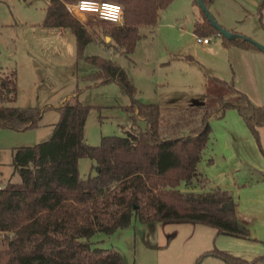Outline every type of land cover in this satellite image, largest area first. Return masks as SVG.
Returning <instances> with one entry per match:
<instances>
[{
  "label": "rangeland",
  "instance_id": "rangeland-1",
  "mask_svg": "<svg viewBox=\"0 0 264 264\" xmlns=\"http://www.w3.org/2000/svg\"><path fill=\"white\" fill-rule=\"evenodd\" d=\"M47 3L0 0V78L9 80L14 72L16 83L15 101L5 106L42 112L33 129L38 141L32 145L51 137L60 119L58 109L65 102L89 108L84 139L91 147L103 137H122L126 131L144 128L136 112L127 110L131 99L116 83L89 79L97 67L86 57L112 60L128 74L136 101L160 107L164 134L188 132L207 114L209 140L196 167L202 182L194 179L192 189L200 196L217 188L226 191L238 219L250 231L248 239H240L201 224H142L133 219L128 228L109 236L96 234L91 242L117 251L124 264H195L213 250L246 261L264 256V128L259 129L257 141L235 109L222 116L217 111L222 100L235 103L241 93L254 106L264 107V53L248 58L216 36L209 37L207 46L197 43L193 25L198 16L202 21L199 7L194 0H174L160 13L155 28H141L146 37L128 56L116 53L97 25H87L89 18L99 21L97 17L74 15L94 38L80 56L70 30L41 26ZM210 12L224 29L232 28L264 46V0H216ZM11 163V151L0 149V188L9 179L19 182L17 175L12 176ZM93 166L89 158L80 160L82 180L95 176ZM178 189L187 187L182 183ZM199 264L225 263L206 257Z\"/></svg>",
  "mask_w": 264,
  "mask_h": 264
},
{
  "label": "trees",
  "instance_id": "trees-1",
  "mask_svg": "<svg viewBox=\"0 0 264 264\" xmlns=\"http://www.w3.org/2000/svg\"><path fill=\"white\" fill-rule=\"evenodd\" d=\"M78 1L48 0L41 26L70 30L81 56L94 38L67 10V5ZM95 1L115 2L124 8L122 27L93 18L87 25H97L112 41L114 51L128 56L143 37L140 29L155 27L160 12L174 0ZM215 1L203 0L209 10ZM200 13L202 21L194 23L193 34H219ZM219 37L226 47L256 49L250 42ZM86 61L97 67L89 79L99 84L116 83L131 99L127 110L136 112L144 128L126 131L122 137H103L98 146L91 147L84 139L89 108L79 102H65L58 109L60 119L47 141L13 149L12 176L17 175L19 182L9 179L0 188V264H124L117 251L97 247L90 239L128 228L133 219L142 224H201L214 228L217 234L248 239L250 231L238 219L235 205L227 208L232 198L226 191L217 188L200 196L192 189L194 179L202 182L196 167L209 140L207 114L188 132L164 134L160 107L134 99L136 89L123 68L98 56L86 57ZM15 98L12 72L9 80L0 78V129L16 133L36 129L42 112L5 106ZM227 109H235L259 141L264 107L254 106L241 93L235 103L222 100L218 114L222 116ZM83 158L91 159L96 171L86 180L79 175ZM182 183L187 190L178 189ZM206 257L225 264H264V256L246 261L216 250L204 253L195 264Z\"/></svg>",
  "mask_w": 264,
  "mask_h": 264
},
{
  "label": "crops",
  "instance_id": "crops-1",
  "mask_svg": "<svg viewBox=\"0 0 264 264\" xmlns=\"http://www.w3.org/2000/svg\"><path fill=\"white\" fill-rule=\"evenodd\" d=\"M172 5V4H171ZM165 11V10H164ZM161 11L160 13L164 12ZM199 16L197 17V19L195 20L198 21ZM194 22V23H195ZM156 27V26H155ZM153 27V28H155ZM224 27V26H223ZM146 28V31H149V27H143ZM225 29L234 32L232 30V28H226ZM58 30H62V29H58ZM141 31V29H140ZM143 35V37H146V34L141 33ZM209 45V44H208ZM207 46V45H204ZM233 50H236L237 52H243V56H247L248 58H253V57H257L261 56L259 50L257 49H240L237 47H232ZM141 121V120H140ZM143 122V121H142ZM264 127H262L261 129H263ZM37 133H35V130H28L22 133H16L10 130H6V129H0V149H8L11 151V155H12V150L18 147H30V145H32L33 143H36L38 141V137H37ZM36 145V144H35ZM34 146V145H32Z\"/></svg>",
  "mask_w": 264,
  "mask_h": 264
},
{
  "label": "built area",
  "instance_id": "built-area-1",
  "mask_svg": "<svg viewBox=\"0 0 264 264\" xmlns=\"http://www.w3.org/2000/svg\"><path fill=\"white\" fill-rule=\"evenodd\" d=\"M114 5H119L122 8L123 25H124L123 7L120 4H117L115 2L79 0L73 5H67V10L72 16L79 15V14L94 16V17H97L99 20L109 23L111 25H114L116 27H122L123 25L118 26L117 24L113 23L110 19L107 18L112 15L111 6H114ZM216 37H219V34H217ZM195 39H196V42L201 45H208L211 42L209 37L195 36Z\"/></svg>",
  "mask_w": 264,
  "mask_h": 264
},
{
  "label": "water",
  "instance_id": "water-1",
  "mask_svg": "<svg viewBox=\"0 0 264 264\" xmlns=\"http://www.w3.org/2000/svg\"><path fill=\"white\" fill-rule=\"evenodd\" d=\"M194 2L199 7V9L204 13L205 17L207 18V20L209 21L211 26L213 28H215L219 32V35L225 37L229 41H232V40H243V41H246V42H250L252 45H254L256 47L257 50H259V51L264 53V46L261 45L260 43H258L256 41H253L252 39L247 38V37H245L243 35H240V34L231 32L229 30H226L222 26H220L216 22L214 17L212 16L210 10L204 4L203 0H194ZM227 208L228 209H232L233 208L232 202L228 203Z\"/></svg>",
  "mask_w": 264,
  "mask_h": 264
},
{
  "label": "clouds",
  "instance_id": "clouds-1",
  "mask_svg": "<svg viewBox=\"0 0 264 264\" xmlns=\"http://www.w3.org/2000/svg\"><path fill=\"white\" fill-rule=\"evenodd\" d=\"M111 12L112 15L107 18L110 19L113 23L117 24L118 26H122L123 25L122 8L119 5L111 6Z\"/></svg>",
  "mask_w": 264,
  "mask_h": 264
}]
</instances>
